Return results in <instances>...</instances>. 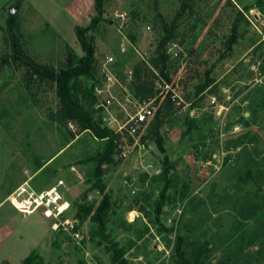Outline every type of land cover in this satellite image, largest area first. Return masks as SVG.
Returning a JSON list of instances; mask_svg holds the SVG:
<instances>
[{"label":"rangeland","instance_id":"374dc122","mask_svg":"<svg viewBox=\"0 0 264 264\" xmlns=\"http://www.w3.org/2000/svg\"><path fill=\"white\" fill-rule=\"evenodd\" d=\"M253 1L195 0V18L179 20L184 41L179 38L168 45V53L172 50L167 71L177 103L160 129L165 153L155 139L142 141L149 126L132 132L133 136L120 135L122 155L115 154L119 163L106 166L104 178L112 203L106 234L125 251L129 264H176L173 248L178 234L189 254L200 251V264H222L228 251L240 246L245 247L246 257L238 264H264V234L255 246L247 247L246 241L264 222V172L258 173V167H264V109L256 122L246 112L259 96L257 89L264 87L259 68L264 63V16L258 9L248 13V24L242 23V37L232 50L225 47L238 11ZM12 8L15 12L10 14ZM179 8V0H108L99 31L92 33L96 74L94 80L84 81L103 85L106 58H114L106 67L119 82L104 84L111 91L99 99L111 94L117 98L102 116L116 118L115 129L129 117L127 112L133 115L139 108L124 102L130 71L154 57L163 35L162 17L172 21ZM94 14V0H0V264H21L34 250L43 264H113L105 247L111 244H98L96 226L88 218L78 220L73 205H96L102 199L99 191L88 190L86 174L92 164H76L84 158L82 150L91 153L94 146L65 147L82 135L80 129L73 122L74 127L54 121L59 108L56 85L49 79L34 80L23 59L16 61L7 32L11 25L32 61L58 71L70 49L78 57L83 55L75 30L88 26ZM193 24L195 29L190 28ZM130 31L137 34L132 44L127 39ZM206 72L217 85L195 97L196 85ZM151 81L156 89L164 85L161 76ZM188 112L190 118L201 120L199 129L191 133H186ZM244 134L255 143L228 147ZM166 158L175 164L168 176L174 182L165 194L171 201L159 208ZM39 163L44 164L40 170ZM59 181L71 203L64 218L75 220L79 240L55 229V220L40 212L22 214L8 200L22 187L38 191ZM248 197L251 205L263 209L257 220L247 219L241 210Z\"/></svg>","mask_w":264,"mask_h":264},{"label":"trees","instance_id":"16d2710c","mask_svg":"<svg viewBox=\"0 0 264 264\" xmlns=\"http://www.w3.org/2000/svg\"><path fill=\"white\" fill-rule=\"evenodd\" d=\"M195 0H179L180 8L175 14L172 21L165 20L162 17V32L163 35L160 38L156 50L154 52V57L150 59L149 63H139L133 69L132 80L127 85V89L133 96L135 100L139 103L148 102L154 100L153 109L155 111L154 119L152 120L149 127H147V134L142 136L141 139L144 142L148 139H155L156 143L161 152L165 153L163 148V139L160 134V129L166 124L172 108L175 106L177 101L172 99L171 91H168L163 100H161L162 95H159V91L156 89L155 85H152V77L161 76L163 78L164 84L172 83L170 73L168 70L169 63V53L168 45L176 44L177 40L181 38L184 41L185 33L180 32V22L179 20H186L195 18L193 16V2ZM241 3L240 0H237ZM108 0H94L95 14L91 19V23L88 26L80 27L78 26L75 30L78 43L80 44L83 55L78 57L75 55L74 51L70 49L68 60L66 64L58 71L53 68H48L32 61L27 53L21 47L19 38L16 36L9 25L7 32L13 41V51L14 58L17 60L23 59V63L28 68L31 73V77L34 80H45L49 79L53 84L56 85V92L59 98V108L56 111L53 119L58 123H71L80 129V134L82 135L74 141L71 139L65 147L68 146L72 148L74 145H87L93 144V151L90 153L83 152L81 155L84 157L81 161L76 164L90 162L92 168L89 173L86 174V183L90 186L89 191H99L102 195V199L95 205L88 202L83 204H73L76 206L77 214L76 218L78 220L89 219L90 223L96 226L98 236L101 240L98 242L99 245L104 242L110 243V246H105L108 252L112 253V263L113 264H129L128 260L125 258V251L119 248V245L111 239L110 234H106L107 224L110 218V213H112V203L111 197L107 192V184L104 180L105 174L107 172L106 166H116L119 162L115 159V154L119 153V145L121 143V137L116 134L113 130L109 129L103 122V113L105 111L103 106L97 105L101 104L99 96L97 95V89L101 88L103 85L100 81H94L92 85L86 84L85 80H94L96 74V48L94 45V39L92 33L99 31L101 22L103 21V16L105 13V7ZM258 9V11L264 16V0H254L252 4L244 6L238 11V17L234 21L231 27V34L225 41V47L227 50H232V47L238 43L239 39L242 37L240 29L243 27L242 23L248 24L247 15L252 9ZM187 15V16H186ZM198 20V19H197ZM196 20V22H197ZM190 24V23H189ZM196 24L191 25L190 28L195 29ZM128 42L135 43L137 41V34L130 31L128 34ZM263 44V41L259 45ZM241 64L243 62L241 61ZM118 66V62L115 63V67ZM261 74L264 75V63L260 64ZM217 85L216 78L211 76L210 72H206L204 79L201 80L195 88V97L203 94L209 88H214ZM259 92L258 97H254L251 100L250 105L247 106L246 112H250L251 119L255 122L258 119L259 114L264 109V87H259L257 89ZM261 95V97H260ZM190 103V109L195 105L187 99ZM209 121L212 122L213 117L208 116ZM242 120H245L244 115H242ZM203 121L206 122L205 119ZM201 120L196 118H190L189 112L185 115V124L187 125L186 133H191L194 130L199 129ZM104 125H103V124ZM227 130V129H226ZM138 134V133H137ZM74 137V135H73ZM247 134L241 135L238 139L229 144L228 147H247L248 144L255 143V139L247 141ZM131 139V137L129 136ZM86 154V155H85ZM38 170H40L44 164H38ZM165 168L161 174V182H165V187L162 190L161 201L159 203V208L162 207L165 201H171L170 197L166 196V192L170 189L172 179L168 178L169 173L172 169H175V164H169L168 159L164 160ZM264 172V167H258V173L262 174ZM186 175V174H185ZM173 179L177 180L178 177L173 176ZM174 186V185H173ZM177 187V184L174 186ZM185 195L182 196V199ZM250 198L244 200L241 210L248 214L247 219H255L260 216L262 212L261 206L251 205ZM259 226L249 233L247 236V247L255 246L264 234V222L258 224ZM92 238L94 237L91 232ZM208 246V245H207ZM174 256L176 257V264H200V251H197L194 255L189 254L187 248L183 247V239L181 235H177L176 243L173 248ZM245 247L240 246L239 248L232 249L228 251V256L226 261L222 264H238L239 261L244 260L246 257ZM8 264V263H4ZM21 264H43V259L37 255L34 250L27 258H25Z\"/></svg>","mask_w":264,"mask_h":264},{"label":"built area","instance_id":"2783aa9c","mask_svg":"<svg viewBox=\"0 0 264 264\" xmlns=\"http://www.w3.org/2000/svg\"><path fill=\"white\" fill-rule=\"evenodd\" d=\"M171 50L172 49L170 48L169 53L171 52ZM121 52L122 53L126 52L124 46L121 48ZM175 56L178 55L175 54ZM114 62L115 61L113 57L106 58L105 64L103 66L104 68L103 70L105 72V80H106L104 84L119 82L116 75H114L113 72L106 67V65H111ZM132 75H133V71H130L128 76L129 81L132 80ZM157 90L159 91L160 96L161 95L163 96L168 91H171L172 99L175 100L176 98L175 93L172 90L171 83H167V84L165 83L164 85L159 86ZM106 91L110 92L111 90L109 88L106 89V87H104L103 85L101 88L97 89V95L100 97ZM125 92L127 93V95L124 98V102L129 104L131 103L134 105L138 104L139 108L136 110V112L133 115H130L127 112V115L129 117H126L121 124H118L117 129L114 128L115 124H117L118 122L116 118H111V117L103 118V122L106 124V126L109 129L113 130L116 134L121 135L122 137L124 136V134L128 136V133L130 136H133L132 132L137 131L139 128L143 126H149L152 120L154 119V115H155L152 106L154 100H150L144 103H139L137 100L133 98L132 95H130L131 93H129L127 89H125ZM113 99H117V98L111 94L110 98L101 101V104L97 105V108L99 106H103L104 109L108 111L112 102L115 101ZM122 102L119 103V106L124 108L125 106L124 105L122 106ZM69 125L72 126L71 123ZM121 144L122 142L119 145L120 149L122 147ZM120 155H122L121 152ZM8 200L10 204L20 213L30 215L36 212H40L45 218L53 219L56 221L55 229L61 228L65 232L70 233L75 239L78 240L80 239L81 234L78 231V229H76L75 220H69L67 218H64L66 214H68L69 211L71 210V203L66 199L64 195L63 181H59L46 189H42L38 191H34V190L28 191L27 189H24L22 187V189H18L16 192H14L13 195H11L8 198Z\"/></svg>","mask_w":264,"mask_h":264},{"label":"water","instance_id":"95a60500","mask_svg":"<svg viewBox=\"0 0 264 264\" xmlns=\"http://www.w3.org/2000/svg\"><path fill=\"white\" fill-rule=\"evenodd\" d=\"M14 12H15V9L12 8V9L10 10V14H13Z\"/></svg>","mask_w":264,"mask_h":264},{"label":"crops","instance_id":"0c3cea01","mask_svg":"<svg viewBox=\"0 0 264 264\" xmlns=\"http://www.w3.org/2000/svg\"><path fill=\"white\" fill-rule=\"evenodd\" d=\"M2 204H0V206H1Z\"/></svg>","mask_w":264,"mask_h":264}]
</instances>
